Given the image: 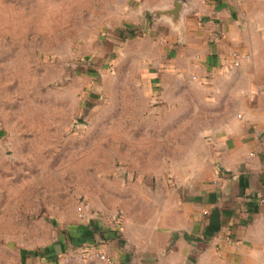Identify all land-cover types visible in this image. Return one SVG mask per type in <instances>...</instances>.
I'll return each mask as SVG.
<instances>
[{"label":"crops","instance_id":"0c3cea01","mask_svg":"<svg viewBox=\"0 0 264 264\" xmlns=\"http://www.w3.org/2000/svg\"><path fill=\"white\" fill-rule=\"evenodd\" d=\"M180 1L176 23L154 13L173 0H107L106 46L87 53L96 75L119 41L130 43L118 72L132 74L149 104L169 109V128L155 132L169 138V172L123 184L121 228L80 206L70 242L59 236L22 264H56L86 246L113 264H264V0ZM111 80L107 96L118 87ZM94 85L84 109L98 98Z\"/></svg>","mask_w":264,"mask_h":264},{"label":"rangeland","instance_id":"374dc122","mask_svg":"<svg viewBox=\"0 0 264 264\" xmlns=\"http://www.w3.org/2000/svg\"><path fill=\"white\" fill-rule=\"evenodd\" d=\"M111 11L107 0H0V264H22L67 236L80 206L121 228L123 184L169 172V138L155 133L169 128V109L118 72L130 43L91 72L87 53L106 46L99 30ZM109 77L118 87L107 96ZM94 84L98 98L84 109ZM80 255L56 264H94Z\"/></svg>","mask_w":264,"mask_h":264},{"label":"built area","instance_id":"2783aa9c","mask_svg":"<svg viewBox=\"0 0 264 264\" xmlns=\"http://www.w3.org/2000/svg\"><path fill=\"white\" fill-rule=\"evenodd\" d=\"M260 203L264 206V194L260 197ZM80 257L86 261L100 259L108 264H113L112 257H110L107 253L102 252L98 248H93L89 246L83 247Z\"/></svg>","mask_w":264,"mask_h":264},{"label":"water","instance_id":"95a60500","mask_svg":"<svg viewBox=\"0 0 264 264\" xmlns=\"http://www.w3.org/2000/svg\"><path fill=\"white\" fill-rule=\"evenodd\" d=\"M182 9L183 3L180 0H173L171 8L167 10H155L154 13L161 16H167L174 22L178 23L180 21Z\"/></svg>","mask_w":264,"mask_h":264}]
</instances>
